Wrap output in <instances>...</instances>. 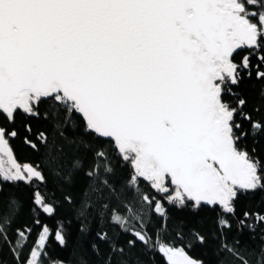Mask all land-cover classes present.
Listing matches in <instances>:
<instances>
[{"label": "snow or ice", "instance_id": "snow-or-ice-1", "mask_svg": "<svg viewBox=\"0 0 264 264\" xmlns=\"http://www.w3.org/2000/svg\"><path fill=\"white\" fill-rule=\"evenodd\" d=\"M240 49L264 52V0H0V110L14 119L17 109L36 115L39 104L51 102L65 112L63 123L72 125L81 143H114L133 167L128 190L143 178L167 194L170 180L176 191L169 201L176 207L192 201L196 209L205 202L232 213L238 194L264 188V166L240 148L245 133L236 135V109L223 98L252 67L249 55L234 62ZM257 59L264 64V55ZM15 135L0 127V147ZM88 150L90 164L87 156H60L57 174L68 183L82 178L100 203L105 190L119 199L124 189L116 190L103 146ZM9 163L7 170L0 167V184L43 179L14 157ZM36 196L34 203L50 212ZM19 208L15 198L0 206V241L13 242L15 253L26 247L8 235ZM125 212L110 222L129 233L128 220L137 213L131 206ZM130 234L135 239L129 246L139 241L149 249L146 231ZM56 236L63 245L62 232ZM37 244L40 251L33 248L24 264H40L43 236ZM223 250L249 264L226 243ZM156 251L166 264H196L182 249L159 245ZM256 264H264V247Z\"/></svg>", "mask_w": 264, "mask_h": 264}, {"label": "trees", "instance_id": "trees-1", "mask_svg": "<svg viewBox=\"0 0 264 264\" xmlns=\"http://www.w3.org/2000/svg\"><path fill=\"white\" fill-rule=\"evenodd\" d=\"M245 55L250 56L252 67L242 72L238 85H228L231 91H226L223 98L236 109L235 123L241 126L236 129V135L245 133L238 141L240 148L264 166V78L257 77V71L264 72V64L257 56L264 52L241 49L234 62L240 63ZM240 100L244 101L243 105ZM36 113L27 115L17 109L14 119H10L0 111V127L16 133L14 137H6L15 161L21 166L29 164L43 176L42 180L34 178L31 183L0 184V206L9 198H15L20 205L8 235L13 241L21 239L26 244L21 253H15L10 250L13 242L0 241V264H24L33 248L40 251L37 241L43 228L48 231L44 241L47 247L44 256L39 258L40 264L58 261L65 264H166L165 257L156 251L159 245L182 249L196 264H241L235 255L223 250L225 243L248 259L249 264H256L264 247V188L238 194L232 213L218 205H200L193 209L192 201L178 208L169 201V196H174L176 191L170 180L166 182L167 194L154 189L143 178H139L138 188H126L133 167L120 158L111 140L86 139L81 143L72 125L63 123L65 112L51 102L39 104ZM254 124L260 127L253 128ZM72 140H76V145L69 147ZM101 145L114 168L111 179L117 192L124 189L119 199L105 190L103 203L88 191L87 182L82 178L68 183L56 172L60 156L65 159L73 155L87 156L90 164L92 152L88 146L97 150ZM37 193L43 204L50 207V212H45L42 204L34 203ZM143 196L149 199L145 201ZM157 202L159 211H156ZM105 206L106 211H102ZM125 206L133 207L137 213L136 219L128 220L127 227L130 232L146 231L151 241L149 249L139 241L129 246L128 241L135 237L110 222L113 215H128ZM221 221L225 222L224 226ZM142 223L147 227L142 229ZM19 231L24 232L23 238L19 237ZM57 232L64 236L63 245L57 241Z\"/></svg>", "mask_w": 264, "mask_h": 264}, {"label": "water", "instance_id": "water-1", "mask_svg": "<svg viewBox=\"0 0 264 264\" xmlns=\"http://www.w3.org/2000/svg\"><path fill=\"white\" fill-rule=\"evenodd\" d=\"M241 50V49H240ZM239 51V50H238ZM1 112H2V110H0ZM3 113V112H2ZM4 114V113H3ZM6 115V114H5ZM104 139H108V140H110L109 138H104ZM115 146V145H114ZM10 151V155H8V154H6V153H8ZM0 154H3V155H5L10 161L13 159V155H12V151H11V149H10V147L8 146V144L6 145V146H3V147H0ZM24 165H28V166H30L29 164H24ZM24 165H22V166H24ZM31 168H33L32 166H30ZM34 169V168H33ZM35 170V169H34ZM24 175H26L27 176V173L25 172L24 173ZM173 185V184H172ZM173 186H175V185H173ZM200 205H208V206H211L210 204H207V203H205V202H201V204ZM216 205H218V206H220L219 204H216ZM220 207H222V206H220ZM186 254V253H185ZM191 260H193L194 262H196L194 259H192L188 254H186ZM165 259H166V257H165Z\"/></svg>", "mask_w": 264, "mask_h": 264}, {"label": "rangeland", "instance_id": "rangeland-1", "mask_svg": "<svg viewBox=\"0 0 264 264\" xmlns=\"http://www.w3.org/2000/svg\"><path fill=\"white\" fill-rule=\"evenodd\" d=\"M4 159H6L5 162H4ZM9 162H10V160L5 155L0 154V167H3L5 170H7L10 167V163ZM45 229L46 228H43V230H42V232H41V234L39 236V239H40L41 236H43L44 241H45V238H46L47 233H48V231H45ZM54 264H65V263L58 261V262H56Z\"/></svg>", "mask_w": 264, "mask_h": 264}]
</instances>
